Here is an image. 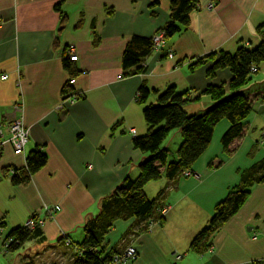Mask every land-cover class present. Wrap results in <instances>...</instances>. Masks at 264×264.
Here are the masks:
<instances>
[{
  "label": "crops",
  "instance_id": "obj_1",
  "mask_svg": "<svg viewBox=\"0 0 264 264\" xmlns=\"http://www.w3.org/2000/svg\"><path fill=\"white\" fill-rule=\"evenodd\" d=\"M212 3L215 7L209 8ZM170 6L171 0H0V125L7 135V123L22 117L30 130L25 154L10 143L0 154V222L5 233L32 215L46 218L40 232L0 255V264H73L79 252L64 234L82 242L86 220L101 211L126 176L138 175L139 163L149 155L135 146V138L149 128L144 108L175 86L193 99L185 110L203 114L214 102L206 88L223 84L228 89L232 71L218 69L209 76L214 61L198 62L260 44L264 0H198L187 29L137 65L124 67L127 44L134 37L152 39L168 23ZM70 45L77 60L70 59ZM71 77L77 81L70 89L82 97L62 104ZM143 85L153 90L146 103L137 97ZM245 91L254 96V107L232 153L221 144L229 126L224 120L192 165L201 177L163 174L144 186L150 198L164 191L159 203L166 208L163 222L114 219L102 245L136 244L138 255L124 264H264V182L253 185L208 250L190 248L217 202L264 157V62ZM17 103H23V112L16 111ZM172 134L183 140L179 130ZM168 138L163 145L169 148ZM36 148L48 154L46 164L28 180L14 181L11 169L23 168ZM45 204L60 209L48 217Z\"/></svg>",
  "mask_w": 264,
  "mask_h": 264
},
{
  "label": "trees",
  "instance_id": "obj_2",
  "mask_svg": "<svg viewBox=\"0 0 264 264\" xmlns=\"http://www.w3.org/2000/svg\"><path fill=\"white\" fill-rule=\"evenodd\" d=\"M197 4L198 0H171L170 19L162 27L166 41L190 26L191 14ZM258 34L261 41L253 49L240 46L234 53L221 52L218 56L214 53L198 62L214 61L208 67L209 76H214L218 69L229 68L232 71L228 89L223 84L206 88L205 93L209 94L214 102L203 114L188 113L184 106L193 99L190 93H180L175 86L168 87L160 95L157 104H149L144 108V118L149 128L145 135L135 138V146L149 152V155L139 163L138 175L126 176L105 198L101 211L86 220L82 242L77 244L69 235L64 234L65 242L76 247L79 252L73 264H105L114 251L124 248L116 249L102 245L105 234L118 217L133 216L138 220L153 219L163 222L162 209L165 205L160 206L159 203L164 191H160L156 198H150L144 186L148 181L160 178L163 174L173 179L187 168L194 169L192 165L210 147L216 126L224 120L229 126L221 137V144L229 153L234 151L231 147L243 136L247 118L254 107V96L245 89L254 82V74L264 62L263 25L258 27ZM152 50V39L134 37L124 50L123 66L129 68L137 65ZM65 65L70 67L68 62ZM252 67H256V70L253 71ZM76 73L74 70L70 71L72 76ZM152 92L150 88L141 86L138 100L146 103ZM174 130L181 132L183 140L177 149V157L170 159V149L163 144ZM47 160L46 151L32 149L27 155L26 165L23 168L14 167V181L28 180ZM218 165L219 163L210 164L211 167ZM257 182H264V157L248 169L243 174L242 181L228 190L217 202L209 222L193 237L190 248L201 252L208 250L212 246L215 232L241 208ZM0 224L4 225L3 222ZM41 225L36 223L34 227L29 228L23 224L5 232V238H14L7 245V251L20 248L33 233L41 231Z\"/></svg>",
  "mask_w": 264,
  "mask_h": 264
},
{
  "label": "built area",
  "instance_id": "obj_3",
  "mask_svg": "<svg viewBox=\"0 0 264 264\" xmlns=\"http://www.w3.org/2000/svg\"><path fill=\"white\" fill-rule=\"evenodd\" d=\"M215 4L212 3L210 4L209 8H214ZM152 42H153V50H160L166 45V39H165V30L161 29L159 32H157L153 37H152ZM75 53V46L70 45L69 47V53L70 59L72 61L78 59V55L73 54ZM169 57L173 58L174 53L170 51L168 53ZM252 70L255 71L256 67H252ZM7 75H4L3 78H6ZM76 77H71L68 81V84L66 85V92L64 94V98L62 101V104H73L75 103L78 99L82 97V95L79 92L73 91L70 89L72 85L76 83ZM140 96V93H138L137 97ZM24 105L23 103H17L15 104V109L18 112H23ZM7 135L4 130V126L0 125V154L2 153L4 146L7 143H10L16 153H22L25 154L26 152V147L29 142L30 138V130L29 128L25 125L22 117L15 118L11 122L7 123ZM135 132V130H132ZM11 172L14 173L15 169L12 168ZM182 174L185 175H195L197 177H201L202 174L200 171L196 169H191L187 168L182 171ZM44 212L45 215L48 217H53L55 212L60 209L59 204H45L44 205ZM165 207L162 209V212L165 211ZM45 217L38 216L37 214L30 216L27 221L24 223L25 226L32 228L35 226L36 223L43 224L45 221ZM7 238V239H6ZM3 233V226L0 224V255L2 253L8 252L7 250V245L14 240L12 236L6 237ZM138 253V248L136 244H129L125 246L123 249L119 251H114L111 255V257L106 260L105 264H124L127 261L131 260L132 258H135Z\"/></svg>",
  "mask_w": 264,
  "mask_h": 264
},
{
  "label": "rangeland",
  "instance_id": "obj_4",
  "mask_svg": "<svg viewBox=\"0 0 264 264\" xmlns=\"http://www.w3.org/2000/svg\"><path fill=\"white\" fill-rule=\"evenodd\" d=\"M181 135V134H180ZM181 139L177 138L175 136H173V134L171 136H169L168 140L166 143H169V148H170V155L169 158L170 159H174L177 157V149L179 148V146L181 145ZM195 176V175H194ZM3 254V253H2ZM1 254V255H2ZM2 256H0L1 258Z\"/></svg>",
  "mask_w": 264,
  "mask_h": 264
}]
</instances>
